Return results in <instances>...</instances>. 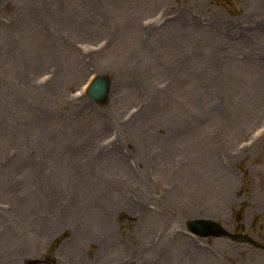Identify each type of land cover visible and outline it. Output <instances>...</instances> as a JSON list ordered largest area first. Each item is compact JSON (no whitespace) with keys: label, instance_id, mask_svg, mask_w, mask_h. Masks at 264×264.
I'll list each match as a JSON object with an SVG mask.
<instances>
[{"label":"rangeland","instance_id":"rangeland-1","mask_svg":"<svg viewBox=\"0 0 264 264\" xmlns=\"http://www.w3.org/2000/svg\"><path fill=\"white\" fill-rule=\"evenodd\" d=\"M0 264H264V0H0Z\"/></svg>","mask_w":264,"mask_h":264},{"label":"water","instance_id":"water-1","mask_svg":"<svg viewBox=\"0 0 264 264\" xmlns=\"http://www.w3.org/2000/svg\"><path fill=\"white\" fill-rule=\"evenodd\" d=\"M111 78L105 74H99L91 82L86 94L99 104H104L110 92ZM188 228L192 233L201 237H220L226 235L227 231L217 221L208 218L192 219L188 222Z\"/></svg>","mask_w":264,"mask_h":264},{"label":"trees","instance_id":"trees-1","mask_svg":"<svg viewBox=\"0 0 264 264\" xmlns=\"http://www.w3.org/2000/svg\"><path fill=\"white\" fill-rule=\"evenodd\" d=\"M243 212V210H240L239 212H238V220H240L241 219V213Z\"/></svg>","mask_w":264,"mask_h":264}]
</instances>
